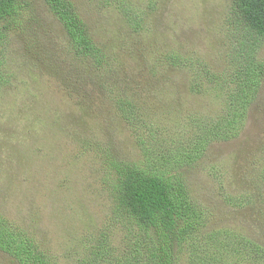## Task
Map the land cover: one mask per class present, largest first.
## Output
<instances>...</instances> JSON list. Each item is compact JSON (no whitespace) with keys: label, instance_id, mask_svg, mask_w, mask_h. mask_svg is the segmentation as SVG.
<instances>
[{"label":"rangeland","instance_id":"1","mask_svg":"<svg viewBox=\"0 0 264 264\" xmlns=\"http://www.w3.org/2000/svg\"><path fill=\"white\" fill-rule=\"evenodd\" d=\"M74 1L107 52L102 67L76 54L44 0H20L19 16L0 22V215L31 231L57 264H79L100 237L118 260L131 259L144 244L137 226L113 218L106 157L144 160L140 137L152 145L186 140L177 171L203 217L200 222L197 213V237L180 264H193L187 254L203 250L193 246L211 232L241 248L221 262L246 263L251 255L244 245L264 246V80L246 105L242 133L203 148L191 114L215 120L220 102L190 91L196 82L189 70L162 64L174 54H193L219 69L229 0H127L152 21L140 33L122 18L121 0ZM257 59L264 60V42ZM116 96L141 107L137 135L112 106ZM194 145L201 156L191 161ZM15 259L0 249V264H19Z\"/></svg>","mask_w":264,"mask_h":264},{"label":"trees","instance_id":"2","mask_svg":"<svg viewBox=\"0 0 264 264\" xmlns=\"http://www.w3.org/2000/svg\"><path fill=\"white\" fill-rule=\"evenodd\" d=\"M19 1L0 0V22L19 16ZM44 1L66 29L71 45L76 47L75 52L80 58L98 67L108 63L107 52L95 41L93 32L88 29L74 0ZM133 7L127 0H121L119 4L122 18L128 27L132 32L140 33L152 21ZM224 21L227 28L223 38L226 49L219 69L209 65L201 55L193 54L184 57L174 54L171 59L165 60L166 63L162 62L163 66L168 64L183 72L189 70L192 73L191 80L196 82L189 86L190 91L198 95L209 94L220 102L221 110L215 120L211 115L197 118L195 112L191 114V124L199 127L204 134L200 135L205 144L203 148L210 142L232 141L242 133L240 125L246 120V105L256 99L264 80V60L257 59V52L264 42V0H229ZM3 34L0 29V43ZM112 99V106H115L137 135L141 107L131 97L116 96ZM138 143L140 146L146 145L143 156L147 154V157L144 160L120 161L108 155L104 174L106 180L111 181L109 191L115 202L112 211L114 220L125 221L132 228L138 227L143 250L136 251L133 248L136 245L130 244V248H133L131 259L122 258L120 261L116 255H111L109 246L106 247L100 237L92 242L89 256L81 258L79 264H180L181 254H186L190 239L197 237L193 233L197 223L195 217L198 213L197 217L202 219L203 215L199 214L202 209L193 200L186 176L177 171L178 166L182 168L180 158L188 148L186 140H173L170 146L158 142L152 145L140 137ZM199 150L198 145L192 146L193 157H189L191 161L201 156ZM222 237L213 232L203 236V242L193 247L205 248L187 254L192 263L228 264L226 260L221 261L241 254V248L235 249L228 242L231 239ZM37 241L31 231L0 215L1 250L11 254L19 264H57L52 252L42 251ZM176 245L180 250L174 252ZM247 247L251 256L244 264H264V246L247 244L243 246V251Z\"/></svg>","mask_w":264,"mask_h":264}]
</instances>
